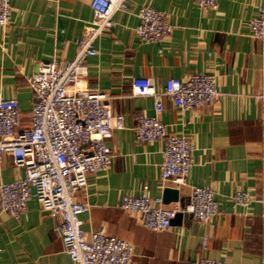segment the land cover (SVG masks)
<instances>
[{
    "label": "crops",
    "instance_id": "crops-1",
    "mask_svg": "<svg viewBox=\"0 0 264 264\" xmlns=\"http://www.w3.org/2000/svg\"><path fill=\"white\" fill-rule=\"evenodd\" d=\"M264 0H219L217 8H201L194 0H128L113 13L114 27L96 40L97 53L87 58L83 81L91 90L111 96L125 127L107 139L113 149L106 170L89 173L78 193L88 208L81 213L88 229H103L133 244L131 264H194L200 257L236 264H261L264 256V52L251 35L250 21ZM150 5L163 10L173 28L153 41L140 39L138 10ZM93 19L91 0H11L10 20L0 25V88L16 97L24 115L33 90L28 77L41 61L72 59L76 39ZM194 72L217 74V100L182 108L169 96L160 117L168 130L193 140V164L183 184L160 177L164 139L138 141L137 114H153L151 95H134L132 79L147 76L157 89L170 76ZM24 169L9 152L0 156V183L22 177ZM162 195L165 186L179 189L185 205L192 186L215 188L219 211L207 222L190 213L157 230L145 226L138 212L125 210L124 194H138L143 184ZM236 188L248 190V205L235 203ZM60 216L41 207L36 197L17 218L0 214V264H79L65 250L54 226ZM206 237V245H202Z\"/></svg>",
    "mask_w": 264,
    "mask_h": 264
},
{
    "label": "built area",
    "instance_id": "built-area-1",
    "mask_svg": "<svg viewBox=\"0 0 264 264\" xmlns=\"http://www.w3.org/2000/svg\"><path fill=\"white\" fill-rule=\"evenodd\" d=\"M201 8H217L219 0H194ZM128 0H91L93 19L76 39L77 52L72 59L41 61L28 77L33 90L31 108L26 115L16 97H6L0 88V156L9 152L22 177L0 183V214L21 217L28 201L36 197L42 208L57 213L54 226L65 250L79 264H131L134 247L128 240L103 229H88L81 213L88 208L78 193L88 184L91 172L106 170L115 153L107 144L114 129L125 127L123 112L114 111L111 96L91 90L83 78L88 74L87 58L97 53L96 40L110 31L113 13L126 9ZM11 0H0V25L10 20ZM136 31L143 41L169 35L173 25L163 10L143 5L138 10ZM251 35L264 52V4L250 21ZM134 95L154 98L153 114H137L135 131L138 141L165 140L160 177L183 184L193 164V140L189 135L169 131L160 117L164 97L169 96L182 108L214 103L219 91L215 72H194L180 78L170 76L164 88L157 89L147 76L132 79ZM259 97L264 105V83ZM215 188L210 184L192 186L189 201L181 206L166 203L162 195L149 192V184L138 194H124L120 205L138 212L142 223L162 230L169 227L178 211L190 213L207 222L218 213ZM235 203L248 205L252 194L243 188L233 192ZM206 245V237L202 240ZM194 264H236L226 259L200 257ZM261 264H264V256Z\"/></svg>",
    "mask_w": 264,
    "mask_h": 264
},
{
    "label": "water",
    "instance_id": "water-1",
    "mask_svg": "<svg viewBox=\"0 0 264 264\" xmlns=\"http://www.w3.org/2000/svg\"><path fill=\"white\" fill-rule=\"evenodd\" d=\"M163 199L166 203L179 201V189L176 187L165 186L163 190ZM183 215L184 213L182 211H178L175 217L172 218V223L179 221Z\"/></svg>",
    "mask_w": 264,
    "mask_h": 264
}]
</instances>
